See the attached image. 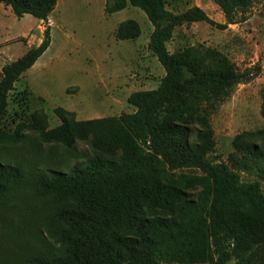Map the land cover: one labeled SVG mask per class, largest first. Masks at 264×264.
I'll use <instances>...</instances> for the list:
<instances>
[{"label": "trees", "instance_id": "trees-1", "mask_svg": "<svg viewBox=\"0 0 264 264\" xmlns=\"http://www.w3.org/2000/svg\"><path fill=\"white\" fill-rule=\"evenodd\" d=\"M211 1L224 23L197 6L173 13L165 0H105L106 15L128 5L146 15L153 28L147 48L165 72L158 86L128 96L132 113L82 121L56 107L60 124L49 128L39 109L12 133L0 129V264H19L28 245L16 237L21 233L55 246L29 255L27 264H264V128L235 136L227 163L210 159L216 148L212 115L253 75L216 49L167 48L180 26L206 23L224 31L245 23L257 2L264 6V0ZM0 4L18 19L30 15L45 24L40 44L1 69V121L14 85L50 45L47 21L57 0ZM140 33L137 22L125 20L114 36L133 41ZM24 131L36 133L39 145L70 152L76 142L87 143L90 155L65 172L40 169V158L12 163L2 147L23 143ZM242 174L255 180L243 181ZM25 190L50 198L51 214L33 224L5 215L9 207L23 208L17 196Z\"/></svg>", "mask_w": 264, "mask_h": 264}, {"label": "rangeland", "instance_id": "rangeland-1", "mask_svg": "<svg viewBox=\"0 0 264 264\" xmlns=\"http://www.w3.org/2000/svg\"><path fill=\"white\" fill-rule=\"evenodd\" d=\"M104 3L105 0H57L47 21L50 45L14 85L7 111L0 121L1 130L12 133L17 124L27 122L39 109L46 113L49 128L60 124L53 113L56 107L74 112L77 120L82 121L132 113L134 109L127 103L128 96L158 86L165 72L147 48L153 28L146 15L130 5L106 15ZM165 3L173 13L197 6L211 20L224 23L220 9L211 0H165ZM125 20L138 23L141 33L136 40L115 39L118 24ZM44 28L40 20L30 15L18 19L9 7L0 4V74L4 65L40 44ZM197 45L219 50L237 70L253 75L249 82L236 86L231 97L211 117L216 148L210 159L227 163L235 136L264 128L261 115L264 6L257 2L245 23L230 25L224 31L206 23L180 26L175 29L167 48L174 53ZM23 134V143L2 147V153L13 158L12 163L31 165L40 158L43 159L38 162L40 169L51 167L65 172L91 152L87 143L76 142L70 152L57 144L39 145L36 133L24 131ZM48 158L54 162L48 163ZM242 180L253 181L255 176L242 174ZM262 187L264 189V184ZM17 197V204L23 208H7L5 215L8 217H22L23 221L30 218L33 224L37 217L49 216L52 212L50 198H41L30 190ZM16 237L28 243L24 254L20 256L19 253L17 257L19 264H27L29 255L55 249L51 240L36 243L26 233ZM227 264L235 262L231 260Z\"/></svg>", "mask_w": 264, "mask_h": 264}]
</instances>
